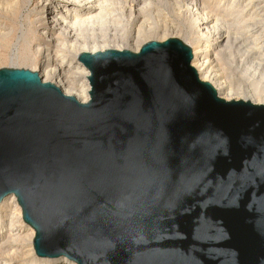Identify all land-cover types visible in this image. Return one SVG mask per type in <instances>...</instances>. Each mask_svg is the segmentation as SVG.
Segmentation results:
<instances>
[{
  "label": "water",
  "instance_id": "water-1",
  "mask_svg": "<svg viewBox=\"0 0 264 264\" xmlns=\"http://www.w3.org/2000/svg\"><path fill=\"white\" fill-rule=\"evenodd\" d=\"M180 40L78 61L87 103L0 69V202L39 258L74 264H264V105L225 102Z\"/></svg>",
  "mask_w": 264,
  "mask_h": 264
},
{
  "label": "bare ground",
  "instance_id": "bare-ground-1",
  "mask_svg": "<svg viewBox=\"0 0 264 264\" xmlns=\"http://www.w3.org/2000/svg\"><path fill=\"white\" fill-rule=\"evenodd\" d=\"M5 1L4 4L0 3L1 6L3 5L0 9L3 13L2 17H16L18 0ZM120 1L123 3H120ZM224 1L36 0L33 4L32 0H25L26 8H30L32 4L34 5L30 10L34 12V19L29 18L32 21L27 24L26 30L22 31L20 35L22 40L25 41L24 43L27 42L29 34L34 36L33 42L36 50L32 61L33 63L38 62L37 73L41 81L54 85L66 97H72L80 103H87L90 99L88 93L91 91L87 79L90 77V72L78 61L79 53L83 51L92 54L98 48L100 50L104 49L106 45L121 49L128 41L126 40L127 31L134 28H136V31L131 41L136 44L138 39L142 38V34H148L156 29L149 25V22L157 13L161 14L163 8L168 5L170 11L172 10L190 24L188 30L193 36L194 45L192 50L188 46L192 55L190 67L195 70L197 79L202 83H208L215 90L218 99L225 102L231 101V99L238 101L239 99L233 98V95L239 96L242 92L239 88L233 89L226 82L219 73V69L217 70L216 63L220 59H231L230 51H232L239 35L240 37L243 35L240 34L242 29L238 30L240 28L236 26L239 24L245 25L248 17L245 15L247 17L245 19L242 14L243 10H240L241 8L239 9L237 6L238 0H227V3H224ZM213 2H216V5L212 6ZM262 3L264 4V0H262ZM248 5L246 4V6ZM170 11L168 12L170 13ZM232 16H236L235 21H233V24L236 23L235 27L229 25L232 22V19L230 22ZM107 24L115 26V29L112 27L114 30L112 34L108 33L112 30H109ZM132 26L133 28H131ZM5 31H9V33L5 34ZM12 32L11 28L8 29L0 24V41L5 43L10 41L8 37L11 36ZM215 37L217 38L216 41H214ZM258 40L260 41L255 37L252 40V46L247 44L251 48L248 47V50L247 46L244 47L245 52L240 57L242 59H239V64L244 67L243 72H247L248 76L254 81L248 90L244 91L245 95L243 100L240 99V101H249L253 105H264V90L260 88L262 82L264 83V43L258 44ZM146 43L148 42L134 44L135 48L132 53L137 54ZM236 50H239V48ZM0 211V217L4 222V227L0 228V254H4L3 258H0V264H13L17 257L23 260L31 258L33 254L35 255L33 248L34 230L23 221L21 207L16 197L9 195L4 198L0 202ZM20 236V240L26 242L27 248L23 251L20 250V252H16L14 249V252L7 254L11 247L8 249L9 246L6 244ZM35 257L31 258L30 264H53L49 263L52 260H59V264H74L63 257L53 259L39 258L36 255Z\"/></svg>",
  "mask_w": 264,
  "mask_h": 264
},
{
  "label": "rangeland",
  "instance_id": "rangeland-1",
  "mask_svg": "<svg viewBox=\"0 0 264 264\" xmlns=\"http://www.w3.org/2000/svg\"><path fill=\"white\" fill-rule=\"evenodd\" d=\"M34 1H36V0H32L33 4H34ZM168 1L171 2V0H168ZM216 1H218V0H216ZM228 1H230V0H228ZM228 1L225 0L224 3H227ZM5 2H6L5 0L4 1L0 0V3L4 4ZM116 3H118V2H116ZM120 3H123V2L120 1ZM33 4L30 8H26L25 0H18L17 16L14 18H3L2 17L3 13L0 10V24H2L3 26H5L8 29L11 28L13 30L11 36L8 37V39L10 41H8L7 43L0 41V69H2V68H17V69H28V70L37 72V69L39 66L38 62L33 63V61H32V59L35 56L34 51L36 50V48L34 46L35 43L33 42L34 36L32 34H29L27 42L24 43L25 41L22 40V37L20 35V33L22 31L26 30L27 24L30 23V21H32L34 19V17H33L34 12L30 11L32 9V7L34 6ZM212 4H213L212 6H214V5H216V2H213ZM236 4L239 7V9L241 8L240 10H243L242 14L245 17V19L247 17L248 18L246 19L247 21H246L245 25L239 24L236 26L235 22H234L235 24H233V21H235L236 16H232V18H230V22L232 19V22H231L232 24L229 23V25H232V27L236 26V27L240 28L238 30L242 29L240 31L241 32L240 34H243L244 36L242 35L241 36L242 38H241L239 35L238 40L235 41L234 47H233L232 51H230L231 59L230 60L220 59L219 61H217L218 63H216V68H217V70L219 69V73L221 74V76L226 80V82L228 84L231 85V87L233 89L239 88L240 92H242L241 95H239V96H237L236 94L233 95V98H238L239 100L240 99L243 100V97L245 95L244 91H247L248 88L251 86V84L254 83V81H253V79H251L248 76L247 72H245V71L243 72L244 67L241 64H239V59L240 60L242 59L240 57L242 56L243 52H245L244 49L246 48L247 44L248 45L251 44L250 46H252V40H254L255 37L260 39V41L258 40V44H260L262 42L264 43V39H263L264 38V4L262 3V0H238ZM246 4L247 5L250 4V5L246 6ZM2 6L0 5V9L2 8ZM166 6H168V5H166ZM166 6L163 8V12L161 13L162 15L159 13L160 14V16H159V14L157 13L156 16H153V19L149 22V25H151L152 27H154L156 29L153 30L152 32L148 33V34H145V33L142 34L141 35L142 38H139L137 41L138 43L136 42V44H140L143 42L145 43L146 41L147 42H149V41L162 42V41L167 40L168 38H177V39L181 40L184 44L189 46L192 50V48H194V45H193V36L191 35V33L188 30L189 25H190V24H188L189 22L186 20H183L182 17H179L178 15H176V13L172 12V10L170 11L169 6H168V8H166ZM168 11H170V13ZM249 15H250V17L252 16L251 19H250ZM163 17H165V18H163ZM29 18H31L32 20ZM108 26H109V30L110 29L112 30V32L110 31L108 33L112 34L114 32L113 29H115V26L114 25H112V26L108 25ZM112 27H114V28L112 29ZM131 28H133V26ZM157 28H159V30H157ZM161 28H163V29H161ZM135 29L136 28L129 29L127 31L126 40H128V41L125 42V45H124V47L128 48L131 52L135 48V45H136L134 42L131 41V38L136 31ZM145 30H147V29L145 28ZM187 32H188V34H187ZM6 33H9V31H5V34ZM153 34H155V36H153ZM145 36H147V38H145ZM216 40H217V38L215 37L214 41H216ZM250 41H251V43H250ZM244 43H246V44H244ZM242 44H244V45H242ZM250 46H247L248 50H249L248 47H250ZM237 48H239V50H236ZM240 50H242V51H240ZM248 79H249V81H248ZM262 84L260 85V88H261V90H264V87H262V86H264V83L262 82ZM0 216H1V211H0ZM0 220H1L0 221V223H1L0 228H2V226L4 225V222L2 221V217H0ZM20 238H21V236L12 240V242L10 241L9 244H6L9 246L8 249L11 247L8 250L9 252H7V254H10V253H12V251L14 252L15 250H16V252H18V251L20 252V250L23 251L27 248L26 242L23 241L22 239L20 240ZM19 240H20V242H19ZM21 247H22V249H21ZM16 252H15V254H16ZM3 256H4V254H0V258L1 257L3 258ZM34 257H35V255L33 254V256L31 258H34ZM31 258L23 260L20 258L18 259V257H17L15 259L16 261L13 264H30ZM49 263L59 264V260H52V261H49Z\"/></svg>",
  "mask_w": 264,
  "mask_h": 264
}]
</instances>
